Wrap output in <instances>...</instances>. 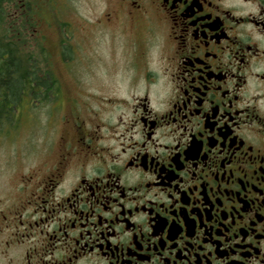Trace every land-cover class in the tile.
Instances as JSON below:
<instances>
[{
    "label": "flooded vegetation",
    "instance_id": "flooded-vegetation-1",
    "mask_svg": "<svg viewBox=\"0 0 264 264\" xmlns=\"http://www.w3.org/2000/svg\"><path fill=\"white\" fill-rule=\"evenodd\" d=\"M107 4L125 93L45 70L66 110L0 201V264H264V0Z\"/></svg>",
    "mask_w": 264,
    "mask_h": 264
},
{
    "label": "rangeland",
    "instance_id": "rangeland-1",
    "mask_svg": "<svg viewBox=\"0 0 264 264\" xmlns=\"http://www.w3.org/2000/svg\"><path fill=\"white\" fill-rule=\"evenodd\" d=\"M30 1L28 20L32 27L24 29L19 22L11 23L14 37L21 34L26 40L25 49L39 57L44 70L52 71L62 89L74 90L72 86L80 76L82 85L88 87L82 94L92 97L89 106L99 103L97 96H122L125 89L118 70L122 61L117 54L112 55L117 51L110 42L135 34L123 24L110 27L100 22L108 0H53L52 4L46 0ZM7 16L6 26L11 21ZM61 43L67 58L64 61L58 49ZM62 95L58 101L51 95L42 106L36 103L31 111L21 114L15 130L0 135V201L12 197L10 188L12 191L31 167L42 165L50 127L58 122L56 113L66 110V94Z\"/></svg>",
    "mask_w": 264,
    "mask_h": 264
},
{
    "label": "trees",
    "instance_id": "trees-1",
    "mask_svg": "<svg viewBox=\"0 0 264 264\" xmlns=\"http://www.w3.org/2000/svg\"><path fill=\"white\" fill-rule=\"evenodd\" d=\"M7 15L0 13V135L15 130L23 112L31 111L36 103L45 105L54 94L49 88L54 82L45 73L39 57L25 49L26 40L20 33L14 37L10 19L5 25ZM29 15L28 10L19 15L24 29L32 27Z\"/></svg>",
    "mask_w": 264,
    "mask_h": 264
}]
</instances>
